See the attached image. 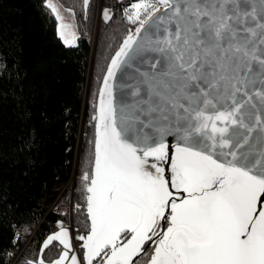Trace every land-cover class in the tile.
<instances>
[{
	"label": "snow or ice",
	"instance_id": "6c2138e0",
	"mask_svg": "<svg viewBox=\"0 0 264 264\" xmlns=\"http://www.w3.org/2000/svg\"><path fill=\"white\" fill-rule=\"evenodd\" d=\"M125 16L138 27L104 77L83 176L84 264H264V0H138ZM54 241L53 264H81L63 225Z\"/></svg>",
	"mask_w": 264,
	"mask_h": 264
},
{
	"label": "trees",
	"instance_id": "16d2710c",
	"mask_svg": "<svg viewBox=\"0 0 264 264\" xmlns=\"http://www.w3.org/2000/svg\"><path fill=\"white\" fill-rule=\"evenodd\" d=\"M58 1L75 14L74 46L46 0H0V264H51L63 246L43 245L60 224L90 230L83 176L92 170L98 107L86 89L89 81L91 93L102 88L134 32L125 0H102L111 19L101 18L92 46L97 0L87 9L84 0Z\"/></svg>",
	"mask_w": 264,
	"mask_h": 264
},
{
	"label": "rangeland",
	"instance_id": "374dc122",
	"mask_svg": "<svg viewBox=\"0 0 264 264\" xmlns=\"http://www.w3.org/2000/svg\"><path fill=\"white\" fill-rule=\"evenodd\" d=\"M53 3L57 5V7H58V9L60 11V14L64 18V22L67 23V24H69V25H71V28L69 29V31L75 33V40L73 42L74 45H75L78 42L79 29H78V26L76 24V17H75V14H74L73 10H71L69 8H66L58 0H53ZM96 5H97V8H96V17H95V21L96 22L94 23L93 31H92V33L89 36L90 39H91V43H94L93 44L94 46H95V41H96V36H97L99 22H100V20H101L102 17L104 18V12L106 10L108 11V9L103 8L102 0H97V4ZM108 13L110 14L109 11H108ZM59 24H60V21H58V28H59ZM135 28L136 27L134 26V31H135ZM69 39L71 40L72 37L69 36ZM89 83H90V81H89ZM89 83H88V87L86 89V93L88 94V98L91 101L93 100L92 103H94V106L98 107V104H99V92H100V90L97 91V93L96 92L91 93L90 92V84ZM61 225H63V227L66 228L69 231L70 236L72 237L73 248H72V252H70L69 255L71 256L72 254H75L78 257V259H81V264H84V262L82 260L83 248L82 247L79 248V246L77 244V242L79 240L78 237L81 236V235H79L78 233H76V231H74L72 224H69V225L63 224V223L60 224L59 227L51 235H53L54 233L58 232L60 230V226ZM82 243L83 242H81V243L79 242L80 245H82ZM62 252H63V249H62ZM62 252H61V254H62ZM15 261H16V259L13 262H15Z\"/></svg>",
	"mask_w": 264,
	"mask_h": 264
},
{
	"label": "water",
	"instance_id": "95a60500",
	"mask_svg": "<svg viewBox=\"0 0 264 264\" xmlns=\"http://www.w3.org/2000/svg\"><path fill=\"white\" fill-rule=\"evenodd\" d=\"M159 14H164V9L160 11ZM103 87V85H102ZM113 91L114 95L116 96V104L117 106L120 105L121 102V81H120V73H117V79L113 82ZM139 259V258H138Z\"/></svg>",
	"mask_w": 264,
	"mask_h": 264
},
{
	"label": "built area",
	"instance_id": "2783aa9c",
	"mask_svg": "<svg viewBox=\"0 0 264 264\" xmlns=\"http://www.w3.org/2000/svg\"><path fill=\"white\" fill-rule=\"evenodd\" d=\"M136 2H138V0H125V1L121 2V9H122L121 12H122V14L124 15L125 18H126V16H125V9L126 8H129L132 3H136ZM162 9H163V7H161V10ZM132 25H134V24H132ZM134 26L135 27H138V24L137 25H134ZM93 44L94 43H92V46H93Z\"/></svg>",
	"mask_w": 264,
	"mask_h": 264
},
{
	"label": "flooded vegetation",
	"instance_id": "af4514ba",
	"mask_svg": "<svg viewBox=\"0 0 264 264\" xmlns=\"http://www.w3.org/2000/svg\"><path fill=\"white\" fill-rule=\"evenodd\" d=\"M150 254V252H149ZM147 260V256H142L141 258H139V264L142 263V264H145V261Z\"/></svg>",
	"mask_w": 264,
	"mask_h": 264
},
{
	"label": "crops",
	"instance_id": "0c3cea01",
	"mask_svg": "<svg viewBox=\"0 0 264 264\" xmlns=\"http://www.w3.org/2000/svg\"><path fill=\"white\" fill-rule=\"evenodd\" d=\"M38 263H39V261H38ZM38 263H37V264H38ZM51 264H53V263H51Z\"/></svg>",
	"mask_w": 264,
	"mask_h": 264
}]
</instances>
